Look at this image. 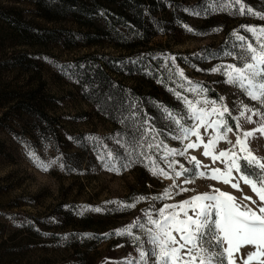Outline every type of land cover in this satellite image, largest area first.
I'll use <instances>...</instances> for the list:
<instances>
[{
	"label": "rangeland",
	"instance_id": "obj_1",
	"mask_svg": "<svg viewBox=\"0 0 264 264\" xmlns=\"http://www.w3.org/2000/svg\"><path fill=\"white\" fill-rule=\"evenodd\" d=\"M242 3L264 14V0ZM217 7L213 0H0V264L138 261L142 241L115 235L116 230L143 220L145 212L163 203L210 192V186L229 192L241 204L257 207L243 199L248 196L259 203L242 181L241 190H235L219 181L197 178L183 185L194 191L178 194L170 186L182 184L183 177L175 181L158 178L143 164L117 175L101 165V155L123 153L146 123L161 133L154 143L162 140L172 148L182 145L169 135L171 128L163 112L158 124L142 118L141 101L117 112L97 105L87 92L85 70L104 68L113 84L133 88L146 103L155 96L168 102L164 108L177 112L184 105L175 92L198 100L223 97L233 115H239L241 103L260 107L212 69L238 65L233 33L254 39L242 26L264 27V20L233 14L235 7L214 10ZM228 51L233 56L225 55ZM201 81L210 83L219 95L209 97ZM196 86L205 90L203 96L187 91ZM122 115L131 116L129 124ZM241 124L245 130L256 127L243 119ZM229 139L235 142L236 135L229 134ZM249 146L264 158V138L258 134ZM229 147L222 141L217 151ZM30 151L45 162L57 163L48 172L41 171ZM202 153L203 147L188 151L202 165L225 167L219 161L213 164ZM176 159L191 167L185 157ZM165 189H170L172 199H152ZM141 196L148 199L137 203ZM114 201L136 206L125 208ZM133 233L143 237L139 230ZM143 248L150 251L146 242ZM253 250L247 246L235 255ZM148 264H153L151 257Z\"/></svg>",
	"mask_w": 264,
	"mask_h": 264
},
{
	"label": "snow or ice",
	"instance_id": "obj_2",
	"mask_svg": "<svg viewBox=\"0 0 264 264\" xmlns=\"http://www.w3.org/2000/svg\"><path fill=\"white\" fill-rule=\"evenodd\" d=\"M213 2L218 6L214 10L229 11L235 7L233 14H250L264 20V14L251 8L246 9L242 0ZM242 27L252 33L254 39L233 33L237 41L233 45L234 58L239 62L238 65L229 64L212 71L221 72L226 77L225 83L238 88L245 97L260 107L241 103L237 106L239 115H233V110L224 102L223 97L198 100L175 92L177 99L184 105L183 111L177 112L165 107L163 113L171 128L169 135L182 147H168L162 140L154 143L161 133L150 123H146L137 129L139 136L125 145L123 153L113 155L109 151L101 155L100 160L106 171L117 175L136 164H143L151 175L158 178L175 181L183 177L182 184L173 183L170 186L178 189V194L194 191L183 185L194 183L197 178L219 181L235 190H241L242 181L259 198V203L248 196L243 199L257 207L254 209L248 204H241L235 196L214 186H210V192L197 193L187 200L163 203L160 208L145 212L143 220L138 218L135 223L116 230L115 235H129L136 241H142L138 245L139 260H126L121 264H148L149 257L153 264H236L237 259L240 264H253V261L264 264V158L257 157L249 146V140L258 138V134L264 138V27ZM185 28L194 32L187 25ZM225 55L233 56V52L228 51ZM170 59L175 61V57ZM178 75L187 79L182 70H178ZM187 91L203 96L205 90L196 86ZM241 119L256 127L243 129ZM230 121H235V124ZM229 134L236 135L235 142L229 139ZM222 141L231 147L217 151V145ZM117 143L121 141L117 140ZM201 147L204 157H210L213 164L219 161L225 167L210 168L202 165L196 156L188 155L189 150ZM153 149L157 150L155 154H152ZM29 156L35 166L44 172H48L57 163L45 162L35 152L30 151ZM176 157H185L191 167H185ZM59 166L63 167L62 164ZM202 168L208 170L204 171ZM172 198L170 189H165L162 195L152 199L163 201ZM147 199L141 196L136 198V202ZM111 203L125 208L136 206V203ZM93 210L101 211L99 208ZM133 229L142 232L143 237L134 235ZM143 242L150 246V251L144 250ZM247 246L254 250L235 255Z\"/></svg>",
	"mask_w": 264,
	"mask_h": 264
},
{
	"label": "trees",
	"instance_id": "obj_3",
	"mask_svg": "<svg viewBox=\"0 0 264 264\" xmlns=\"http://www.w3.org/2000/svg\"><path fill=\"white\" fill-rule=\"evenodd\" d=\"M84 80L86 81L88 89L85 90H87L97 105L103 106V108L107 109L108 111L115 109V112H117L120 109L123 110L124 108H128L132 102L141 101L144 106L141 112L142 118L145 120L147 118H151L155 121V124H158L161 112H163V104H165V101H159L160 99H157L154 96L151 97L154 99L153 101L149 100V103L144 102V97L142 98V95L135 92L133 88H129L128 90L122 84H113V82H111V76L109 73H107L104 68L101 67H97L91 71L85 70ZM201 83L209 97L216 98L219 95L218 91H216V89L213 88L210 83L207 81H201ZM160 103L162 105H160ZM166 104H168V102H166ZM166 104L165 106H167ZM122 116L123 117L121 119L126 124H129V119L131 116ZM125 134L128 138L131 137L130 131H127Z\"/></svg>",
	"mask_w": 264,
	"mask_h": 264
}]
</instances>
